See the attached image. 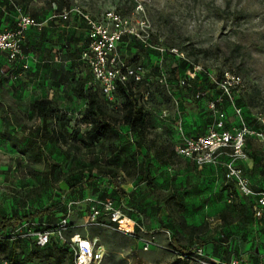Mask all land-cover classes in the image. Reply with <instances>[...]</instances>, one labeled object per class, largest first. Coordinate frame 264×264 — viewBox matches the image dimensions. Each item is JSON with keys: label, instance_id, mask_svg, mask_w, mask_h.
I'll return each mask as SVG.
<instances>
[{"label": "rangeland", "instance_id": "obj_1", "mask_svg": "<svg viewBox=\"0 0 264 264\" xmlns=\"http://www.w3.org/2000/svg\"><path fill=\"white\" fill-rule=\"evenodd\" d=\"M52 1L0 0V10L5 11L0 29L14 27L18 16L16 8L40 23L26 30L23 45V64L26 60L31 62L34 71L28 62L26 68L22 64L14 71L6 53L0 52V213L25 214L59 201L68 208L71 203L66 235L75 231L96 238L104 249L102 264H214L216 260L208 253L210 258L204 261L193 253L182 256V247L193 239L197 245H204L206 252V244L226 240L242 226V214L244 219L258 222L264 221V215L255 217L250 201L234 189H231L234 199L227 201L231 187L224 180L223 154L216 164L206 165L208 167H199L179 155H172L170 163L165 165L162 160L168 153L161 154L160 150L172 149L167 133L176 123L177 115L186 119L189 131L194 134H204L212 125L214 117L206 103L220 94L217 88H212L210 78L208 81V70L215 76L225 70L240 75L243 85L235 89L234 98L242 108L245 124L250 127L264 123V0H63L68 5H81L95 18L102 17L107 10L116 11L127 17L138 33L122 43L118 52L128 65H140L144 69L145 83L133 85L136 95H143L150 119L140 139L142 154H134L137 136L122 122L115 128L114 144L119 151L112 154L98 145L90 149L81 142L79 150L70 149L67 154L64 153L67 146L62 143L44 142L42 150L38 148L41 120L31 110L35 99H49L58 110L48 119L51 125H55L56 115L63 113L68 134L77 132L82 137L87 127L81 115L85 100L73 93L75 79L89 77L78 60L85 40L84 30L75 22L67 28L51 23L48 3ZM171 49L183 56H177ZM160 55L162 69L171 78L168 93L160 89L163 86L155 62ZM194 66L199 70L196 77L190 79L187 70ZM179 79H184L187 85L178 87ZM146 90H149L148 95ZM197 91L204 93L202 99L194 98ZM159 101L166 102L167 117L160 118L151 110ZM219 109L226 115L229 128L235 127L238 119L231 114V107L222 100ZM7 114L12 121H6ZM152 114L157 115V120ZM182 128L186 134L183 121ZM261 129L264 130V125ZM173 131L175 139L178 135ZM250 137H247L248 148L264 155V140ZM146 150L149 155L142 167ZM39 151L54 165L48 181L43 155L39 162L33 160V155ZM93 157L118 167L121 191L129 193L123 200L125 211L137 223L134 235L106 225L85 223L89 200L108 190L105 180L83 183L78 196L69 192L62 176ZM262 158L264 156L258 157ZM255 174H259L256 182L264 179V171ZM248 180L250 182L249 177ZM251 183L254 191L264 189H257L254 182ZM179 185L187 188L186 192H178L184 199L182 209L165 200V195ZM113 196L120 199L116 194ZM48 223L53 222L42 219L34 227H47ZM172 237L177 240V250L171 243ZM144 241L151 242L147 250H143ZM57 245L53 238L47 251L57 254ZM21 246L23 256L32 249L25 243ZM39 255L36 253L32 264H56L54 255L50 259ZM69 261L67 252L62 263L69 264Z\"/></svg>", "mask_w": 264, "mask_h": 264}, {"label": "built area", "instance_id": "obj_2", "mask_svg": "<svg viewBox=\"0 0 264 264\" xmlns=\"http://www.w3.org/2000/svg\"><path fill=\"white\" fill-rule=\"evenodd\" d=\"M50 5L52 10L50 19L60 18L65 21L76 19L84 24L88 40L80 53V60L88 66L93 81L100 85L102 94L109 103H112L115 99L118 84H124L129 79L137 82L144 78L142 66L128 65L117 50V44L121 37L138 36L127 17L116 11L107 10L102 17L95 18L89 11L78 4H66L59 8L58 4L52 1ZM16 9L18 16L14 27L0 29V52L6 53L9 62L24 59L23 43L25 32L29 27L40 24L29 14L22 13L19 8ZM155 48L158 51H162L158 47ZM171 52L177 56H183L182 53H177L175 49H171ZM155 62L159 68L162 86L168 89L170 83L161 66L162 56H158ZM26 67L27 65L24 63L23 68ZM198 70L199 67L195 66L188 69V77L194 79ZM206 74L220 91V95L207 103L214 121L204 134L190 136L183 132L182 118L177 115L173 129L178 137L174 139L171 148L177 155L193 161L199 167L216 164L219 155L223 154L224 161L222 166L226 181L232 182L235 190L243 196L255 198L252 204L253 215L261 217L264 215V189L259 191L252 189L242 165L249 159V154L246 150L247 137L252 136L256 139L264 140V130L247 127L242 117V108L236 104L234 93L243 85L240 75L232 70L222 71L221 76L213 75L211 70H208ZM178 84L179 86L187 85L184 79H179ZM146 95H148V92H146ZM203 96V92L197 91L194 98L201 99ZM223 97H227L233 114L238 119L237 125L228 129L224 125L225 115L219 109V103L222 102ZM158 116L160 118L167 117L168 109L161 107L158 111ZM261 124L264 125V123ZM227 196V201L231 202L233 193H229ZM70 206L71 203L63 213L58 215L56 221L50 223L46 229L42 225L34 227V225L38 224L36 221H23L12 231L2 232L0 230V242L31 238L37 246L44 247L54 238V240L68 248L72 255L73 264H102L104 249L96 238L75 231L66 235L69 229L67 215L71 212ZM87 208L86 224L106 225L125 234H135V229L137 228L136 220L125 211L126 207L123 202L116 203L109 196L102 198L93 197L89 200ZM150 243V241H144L143 250H147ZM192 253L201 258L205 256L203 248L199 245L193 247ZM186 254V252H182V256H187ZM1 264H7V262L2 259ZM221 264L245 263L240 256H235ZM257 264H264V262H258Z\"/></svg>", "mask_w": 264, "mask_h": 264}, {"label": "trees", "instance_id": "obj_3", "mask_svg": "<svg viewBox=\"0 0 264 264\" xmlns=\"http://www.w3.org/2000/svg\"><path fill=\"white\" fill-rule=\"evenodd\" d=\"M54 1L58 4L59 8L66 5L65 1L63 0H54ZM8 5L10 4L8 3ZM48 8H49V13L51 15L52 10L50 3H48ZM4 13L5 11L0 10V22L4 18ZM48 19L50 20L51 23H56V25H60L64 28L69 27L68 25L71 22H75L78 24L79 27L83 28L84 30L85 40L83 43V47L79 50L78 60L81 62V64H83V66L87 70L89 77L84 80L79 78L75 79L73 93L77 98L85 100L84 110L81 113V115L84 122L87 124V127L83 131L82 137H80L77 132L72 135L68 134V132L64 129V126L66 124L64 122V119L66 115L63 113L58 116L56 115L55 125H51L50 123H48V119L53 114H57L58 110L53 106L52 102L49 99H45V98L35 99L31 104V110L32 113H34V115H36V117L41 120L40 130L37 136V140H41L39 141L40 143L38 144V148L42 150L41 144H43L44 142L62 143L67 146V148L64 151V153L67 154L69 153L70 149L79 150L81 148L79 142H81L83 146L90 147V149L98 145L100 147L105 148L104 151H106V153L112 154L115 151H119V147H117L114 144V142L117 139L115 128L118 122H122L123 124L129 127L131 133L137 136L134 143V154H142L140 147V139H142V137L144 136L145 131L150 124L149 123L150 119L148 118V113L146 109L147 107L145 101L143 100V95H139V96L136 95L133 85L145 83V79L143 78L137 82L133 81L132 79H129L124 84H118L115 92V99L112 103H109L106 100V98L103 96L100 85L93 81V77L88 66L80 60V53L83 50V48L86 46L88 40L84 24L78 22L75 19L74 20L70 19L66 21L60 18H54V19L48 18ZM128 38H133V37L132 36L121 37V39L117 44V50L120 49V45L124 43ZM21 61L22 60H18L15 62H11L12 64L10 63L15 71H17L19 65L22 67ZM221 75L222 72L218 76ZM168 78H169L168 80L171 82V78L170 77ZM204 78L206 77L204 76ZM207 79L210 82L208 76ZM211 85L212 88L213 87L216 88L213 82L211 83ZM160 89L163 90L164 92L167 91L164 87H161ZM146 92H148L149 94V90H146ZM218 93L220 94L219 90ZM181 98L185 100V97L182 96ZM223 102H225L227 105L231 107V104L227 99V97H223ZM180 103H182V101H180ZM160 105L167 106L165 101L163 102L159 101V103L155 107L154 106L151 107V110L156 113V107ZM230 112L233 115L232 107ZM151 116L152 118L154 117V119L157 120V115L152 114ZM224 117H225L224 125L225 128L228 129L230 127V124L226 119V115ZM209 118L212 121V116ZM5 119L7 122H10L7 117ZM182 121H183L184 130L187 135L190 136L199 135V133L194 134L189 131V127L187 126V121L184 117L182 118ZM152 125L153 127H156L157 126L156 121H153ZM171 126L172 127H170L167 136L169 142H171L172 144L173 142L172 140L174 139L173 138L174 131L172 129L173 125ZM249 126L256 129L262 128L261 124L258 126H253V125H249ZM209 127L210 126H208V128ZM12 139L15 140L16 142L19 141V139H17L16 137ZM88 142H90V145L88 144ZM160 153L161 154L168 153L167 157L164 160H162L163 164L165 165L170 163V158L172 155H177L173 149H170V151L168 152L167 147L161 148ZM21 154H25V152L21 151ZM120 154H122V151H120ZM134 154H131L130 158H133ZM41 155H43L44 164L46 165L47 168L45 175H46V180L48 181L49 176L52 175L54 165L51 163L48 156L44 153H41V151L33 155V160L35 162H39L41 160ZM148 155H149V150H146V152L142 155V161L140 164L142 165V167H144ZM127 158H128L127 155H125L124 161H126ZM191 162L194 163L193 161ZM119 173L120 171L118 170V167L111 165L109 161L107 160L100 161L97 157H93L92 159L89 160L88 163L81 164L78 167L71 169L67 174L62 176V179L66 180L65 182L68 184L69 192L71 194H78L79 196L80 195L79 190L81 189L83 183H87V184L98 183L99 179L102 178L103 180H105L106 188L108 190L96 197L102 198L109 196L116 203H120L123 202V200H125V197L129 193H126L125 191H121ZM224 180H225V184H228V187H231L229 188V192L231 191V189L235 190V187L233 186L232 182H227L225 177ZM44 184L45 186H47L48 183H46L45 181ZM186 190H187L186 186L179 185L178 187L174 188L172 191H169L165 195V200H168L178 208L182 209L184 207V199L178 192L179 191L186 192ZM115 194L119 196L120 198L119 200H117L113 196ZM234 195L235 194L233 193V199H234ZM121 197L123 198L121 199ZM65 210H66V206L63 204V202L59 201L52 205H48L47 207H44L42 209H32L26 212L25 214L13 213L10 216L0 214V230L2 232L12 231L23 221H31V222L36 221L37 223H39V221H41L42 219H49L52 220V222H55L56 219L58 218V215L63 213ZM49 224L50 223H48L47 227L44 226L43 228L45 229L48 228ZM52 241L53 239L49 244H47L44 247L37 246L34 240L31 238L0 242V264L2 259H4L7 262V264H32V259L36 256V253H39L40 254L39 256L42 259L43 258L50 259L54 255L53 259L55 260V263L63 264L62 259L64 258L67 252L70 255L69 264H73L72 255L70 251L66 246L61 245L58 241L54 240V243L59 244L57 245V249H58L57 254L53 253L52 255L47 251L49 250L50 248L49 246L52 244ZM21 243H25L29 246H32L30 252L25 256H23L22 251L19 250L20 248H22ZM171 243L177 250L178 245L175 237H172ZM195 245H197V243H195L193 239H190L189 243L186 246L182 247L183 251L189 255L192 253V249Z\"/></svg>", "mask_w": 264, "mask_h": 264}, {"label": "crops", "instance_id": "obj_4", "mask_svg": "<svg viewBox=\"0 0 264 264\" xmlns=\"http://www.w3.org/2000/svg\"><path fill=\"white\" fill-rule=\"evenodd\" d=\"M21 62L23 64L24 60H22ZM27 62L31 64V69L32 71H34L33 64L26 60L25 63L28 64ZM34 87L35 85L33 86V88ZM160 107H166L168 109L167 106L160 105L156 107V114H158L159 111L158 109ZM6 117L9 119V121H12V119H10V116L8 114ZM9 138L12 139L14 137H9ZM250 138L256 139L254 137H250ZM248 143H249V138L248 140L246 139V150L249 154V159L243 163L244 172L249 177L250 182L252 183L254 182L257 189L264 188V179H260L257 182L255 181L259 176V174H255V173L264 171V158L258 159L259 156H264V155L253 153L248 148ZM204 167H208V166H204ZM125 192L128 191L126 190ZM228 193H232V192L230 191ZM246 198L250 201L252 207L255 198L254 197H246ZM241 219H243L242 226L238 228L233 234H231L228 239L226 240L224 239L223 241H217L214 243L209 242L208 244H206L207 246L205 245L206 252L204 245L199 244V246L203 248V252L205 254V256L203 257L204 259L210 258L211 256V258L216 260L214 264L217 263L221 264L229 261L231 258L235 256H240L245 264H257L258 262H264V260L261 259L264 258V221L258 222L255 219L254 221L247 218L244 219L243 214L241 215ZM209 245L212 246V248ZM210 249L212 251H209ZM220 250L221 251L223 250V252L220 253ZM206 253L211 255L207 256Z\"/></svg>", "mask_w": 264, "mask_h": 264}]
</instances>
